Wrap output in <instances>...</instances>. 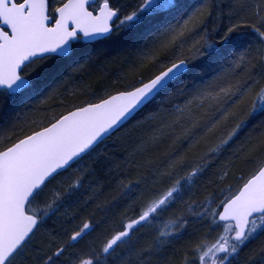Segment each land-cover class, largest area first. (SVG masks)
Listing matches in <instances>:
<instances>
[{"label":"trees","instance_id":"obj_1","mask_svg":"<svg viewBox=\"0 0 264 264\" xmlns=\"http://www.w3.org/2000/svg\"><path fill=\"white\" fill-rule=\"evenodd\" d=\"M150 1L140 4L132 18L140 12L146 15L153 11ZM254 22V15L236 20L233 34L250 31ZM215 27H203L199 38L209 34L215 41ZM137 33L126 35L125 39L130 38L124 43ZM116 43L120 40L88 54L99 57L104 50L117 48ZM171 48L167 46L164 55ZM160 50L153 54L155 65ZM217 57H206L195 66L198 69L194 74L202 76L213 71L216 63L225 58ZM136 58L129 53L125 60L132 63ZM115 59L102 62L96 57L98 62L93 67L76 76L81 87L103 89L121 79L119 75L129 69L123 68L124 62L114 63ZM254 61L238 69L219 89L203 90L180 100V96H173L183 91L182 87L165 88L114 134L49 180L27 206V212L37 219L35 232L7 264H79L82 259H91V264H200L208 252L225 256L215 264H264V215L252 220L249 233L241 241L234 239L233 224L217 221L222 205L264 163V107L252 101L250 88L247 90L260 68ZM57 76L52 77L54 81ZM55 89L52 106L58 100L64 105L72 100L73 94L57 100ZM0 95L8 96L1 91ZM20 101V97H0V120L4 124L14 122L12 127L17 126V117L13 121L11 117L17 114ZM42 109L40 106V117L51 113ZM8 135L0 121V140ZM53 184L58 190L51 192ZM42 192H47L46 198L32 210ZM150 194L173 198L168 210L161 213L167 220L182 216L181 222L189 228L165 240L157 239L156 226H150L156 222L158 205L151 206L147 219L136 225L145 207L144 195L148 199ZM127 224L131 226L125 236ZM255 224L257 233L249 237ZM114 239L111 247L110 240ZM147 248L152 251L146 252Z\"/></svg>","mask_w":264,"mask_h":264},{"label":"water","instance_id":"obj_2","mask_svg":"<svg viewBox=\"0 0 264 264\" xmlns=\"http://www.w3.org/2000/svg\"><path fill=\"white\" fill-rule=\"evenodd\" d=\"M95 1L69 0L48 28L45 0H26L20 6L0 0V27L11 34L0 30V90L16 94L26 88L29 82L20 76L21 69L46 55H65L76 34L86 42L106 35L117 13L103 4L93 16L87 7ZM186 68L184 61L176 62L135 88L74 108L0 150V264H7L35 232L37 219L26 210L35 194L124 126ZM261 215L264 164L222 205L217 221L233 223L234 238L242 240L251 220Z\"/></svg>","mask_w":264,"mask_h":264},{"label":"rangeland","instance_id":"obj_3","mask_svg":"<svg viewBox=\"0 0 264 264\" xmlns=\"http://www.w3.org/2000/svg\"><path fill=\"white\" fill-rule=\"evenodd\" d=\"M144 1L120 0L119 4L121 9L119 11H121L122 20L116 32V35H119L120 43L114 45L117 48L106 49L99 57L96 56L98 60L102 59V62L106 61L107 58H111L113 62L114 57L116 58L114 63L116 60L124 62L123 68L129 69V71L124 74L122 73L123 76L119 75L121 79L114 80L112 84L106 85L103 89H83L81 87L82 84L77 81L76 76H79L82 71L93 67L98 60H95L96 57H93V54L82 55L78 51L70 56L72 59L62 69L61 66L55 67L53 65L54 61L49 59L43 62H36L24 69L23 75L30 79V86L22 90L19 94H9L8 96L0 95V97L10 100H15V98L19 99V97L21 99L17 114H12L11 117L12 121L17 117L18 127H12L14 122L4 124L3 119L0 120L9 134L0 140V150L17 141L19 138L35 131L36 128L45 123L54 121L60 115L73 108L100 100L105 96L121 90L135 88L155 76L164 68L179 61H184L187 68L181 75L172 80L166 88L171 90L172 88H176V86L182 87L183 91L179 90V94L173 96V99L180 96L178 99L181 100L195 93L198 94L203 90L206 91L211 88V90L219 89L224 83H227L226 81L231 78L233 73L242 67L249 66L255 60L254 62L258 63L260 68H258L257 76L251 80L252 84L247 87V90L250 88L248 95L252 98V101H258L260 108L264 107L263 0H151L150 3L154 5L151 9L153 11H150L146 15L140 12V17L138 16L133 19V13L139 12V5L144 3ZM154 8H162L163 11L160 9H156V11ZM248 15H254L255 18V22L250 31L244 30L239 31V34H233V27L236 24L235 21L244 19V16ZM201 18L203 19L201 20ZM124 19H129V21L124 23ZM212 24L216 25L214 29V38L216 40L213 41L209 34H206V36L203 35L200 39L199 36L203 31V27ZM136 32L138 33L134 35L135 37H132L133 40L124 43L126 39L130 38L127 37L125 39L126 35L128 36ZM114 36L110 38L111 41ZM169 38L170 41H168ZM167 46H171L172 48L168 51L166 50V54L164 55L163 51H165ZM158 48L162 52H160L159 59L157 60L158 64L155 65L153 54ZM226 50L227 52H225ZM129 53L130 55L137 56L135 62L133 61L134 63H126L127 60L125 59L128 58ZM103 54H105L104 57ZM213 55H219L217 58L221 56H225V58L216 63L213 71H207V75L201 76L198 72L194 74L196 69H198L195 66L202 64L206 57ZM194 67L195 70H193ZM56 74L60 77L57 76L55 80L58 83L61 82L57 86V82L52 78ZM38 84L39 89L37 88ZM77 87L83 91H79L80 89H77ZM54 88L58 91L57 100L59 97H61L59 99H62L65 98V95L73 94L72 100L68 101L65 105L60 102L61 100H58V103L52 106V91ZM42 94L44 97H42ZM40 106H42L44 113L46 112L48 114L50 111L51 113L45 118L43 116V118L40 117ZM53 185L50 186L52 189V191L50 190L51 192L58 190L56 189L57 184L54 187ZM143 186L145 187V185ZM40 195V198L34 202L35 206L32 207V210L37 207V203L46 198L47 192H42ZM144 196L146 197L144 201L146 208L143 207L142 214L138 219L143 221V216L150 211V207L158 205L160 210L159 214L156 215V222H153L154 225L150 226L151 229L153 228L152 226H156L157 235L155 237L157 239L165 240L166 238L173 237V233L176 235L177 232L180 233L181 230L185 231L189 228L186 223L181 222L182 216L167 220L165 214L161 213L163 210H168L173 202V198L169 200L162 199V196L150 194L149 196L151 197L147 199V196ZM161 220L167 221L166 224H163ZM169 223H172V225H168ZM130 226V224L124 226L125 233L129 230ZM218 229L223 230L224 226H219ZM257 229L258 224H255L250 230L249 237L256 235ZM148 250L152 251L150 248L145 249L146 252H149ZM224 257L208 252L201 257L200 264H215L217 261H222ZM91 261V259H82L79 264H91Z\"/></svg>","mask_w":264,"mask_h":264},{"label":"flooded vegetation","instance_id":"obj_4","mask_svg":"<svg viewBox=\"0 0 264 264\" xmlns=\"http://www.w3.org/2000/svg\"><path fill=\"white\" fill-rule=\"evenodd\" d=\"M25 1L26 0H14V4L16 6H20ZM68 1L69 0H45L46 7H47V18L49 19L48 28H51L54 26V24L56 23V21L58 19L57 11L60 8H62ZM119 3H120V0H96L95 3H93L92 5L87 7V10L90 11L93 16H96L98 14V12H99V10L103 4H107L109 10L115 11L117 13L114 20L110 23V28H109L108 33L106 35H104L100 38H97L93 41L86 42L84 40L83 35L76 34L74 39L69 40L68 51L65 55L52 54V55H46L42 58H37L35 60H32L21 69L20 76L26 78L30 82V79L28 77H26L25 75H23V72H24V69L26 67H29V66L35 64L36 62H43L44 60L49 59L51 61H54L53 65L55 67L62 66L64 64H66V62H70V59H72V58H70V56L74 52L78 51L82 55H87L88 53H90L89 52L90 50H96L98 48L104 47L105 44L108 43V41H111L110 38L112 36L116 35L117 28L120 26V21L122 20V15H121V11H119V9H121V6ZM129 19H124L123 20V21H125L124 23H127ZM0 30H1V33L4 35H8V36L11 35L10 30L7 27L1 26ZM70 30L71 29H69V31ZM112 39H113L112 41L119 40V35L114 36ZM21 92H22V90L20 92H18V94ZM250 227H251V225H250ZM112 246H113V244L111 245V247Z\"/></svg>","mask_w":264,"mask_h":264},{"label":"bare ground","instance_id":"obj_5","mask_svg":"<svg viewBox=\"0 0 264 264\" xmlns=\"http://www.w3.org/2000/svg\"><path fill=\"white\" fill-rule=\"evenodd\" d=\"M120 220H118V223H119ZM119 225V224H118Z\"/></svg>","mask_w":264,"mask_h":264}]
</instances>
